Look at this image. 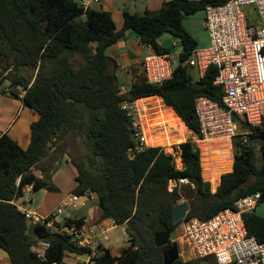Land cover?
I'll use <instances>...</instances> for the list:
<instances>
[{
	"label": "trees",
	"instance_id": "trees-1",
	"mask_svg": "<svg viewBox=\"0 0 264 264\" xmlns=\"http://www.w3.org/2000/svg\"><path fill=\"white\" fill-rule=\"evenodd\" d=\"M229 0H170L156 11L130 13L123 10V25L116 30L111 13L91 6L84 10L81 0H0V73L11 84L26 92L22 105L38 118L30 125L27 148H21L7 133L0 135V250L9 264L60 263L68 254L85 255L86 249L74 245L65 229L81 224L66 217L51 227L32 224L15 205L26 185L33 192L59 190L52 177L66 146L79 143L85 150L82 161L70 162L77 170L74 194L89 193L100 212L97 221L112 220L126 225L128 246L118 257L109 247L94 264H165L163 247L154 243V234L173 235L178 224L172 209L183 202H195L185 219H209L224 209H234L239 198L258 193L264 203V128L237 119L247 140L234 143L233 170L222 174L214 192L202 177L200 150L193 142L178 147L182 169L161 147L137 149L132 128L133 117L123 106L158 97L199 138L194 100L204 96L219 103L222 88L213 85L216 68L211 66L202 78L194 79L186 61L197 47L196 40L183 28L185 17L203 12ZM136 35L139 43L155 53L169 50L157 43L163 33L178 39L181 52L173 64L171 79L160 85L148 83L141 70L122 91L119 66L106 50L125 37ZM3 81H0V85ZM136 118V115L134 116ZM164 136V145L183 137ZM66 139L70 142L67 143ZM160 146V145H159ZM214 170V179L230 169ZM169 190V184H178ZM248 235L264 242V217L242 215ZM92 224V223H90ZM40 242L48 244L46 262H39L34 251ZM173 264H186L181 259ZM194 264H213L195 259Z\"/></svg>",
	"mask_w": 264,
	"mask_h": 264
},
{
	"label": "built area",
	"instance_id": "built-area-1",
	"mask_svg": "<svg viewBox=\"0 0 264 264\" xmlns=\"http://www.w3.org/2000/svg\"><path fill=\"white\" fill-rule=\"evenodd\" d=\"M99 2L81 0L84 10ZM249 7L254 9L256 17L247 15ZM203 28L207 33L208 44L196 47L186 65L198 78H202L209 67H215L213 85L222 88V96L220 104L204 96L195 98L194 115L199 125L197 142L222 143L235 139L241 133L237 119L260 128L264 121V0H229L223 5L207 6L203 11ZM148 50L149 53L142 59V72L146 81L160 85L171 79L172 55L155 53L150 47ZM4 75L0 73V81L4 80ZM15 89L22 98L26 89L21 85L15 86ZM123 108H127L133 117L132 128L137 149L146 148L145 136L134 117L132 105ZM170 154L173 158L174 155L180 157L178 147ZM23 192L31 194L32 185H26ZM90 195L87 192L82 195L70 193L62 198L53 213L45 217L15 205L30 223L51 227L64 211L83 205ZM259 198L258 193L239 198L234 209L221 210L209 219L184 218L180 223V244L190 249L196 259H208L213 264H264V242H258L248 235L242 219L243 214L255 210ZM80 219L81 224H72L64 231L76 247L88 251L84 255L86 258L71 263L63 260L47 264H94V259L103 253L109 241L108 231L115 226L114 222L101 220L96 224H88L86 218ZM108 221L111 225L107 224ZM47 248L48 244L44 242L34 248L39 262L47 261Z\"/></svg>",
	"mask_w": 264,
	"mask_h": 264
},
{
	"label": "rangeland",
	"instance_id": "rangeland-1",
	"mask_svg": "<svg viewBox=\"0 0 264 264\" xmlns=\"http://www.w3.org/2000/svg\"><path fill=\"white\" fill-rule=\"evenodd\" d=\"M143 0H119L118 5L121 6L123 3H126L131 13L140 12ZM94 7H96L94 5ZM100 8V7H99ZM247 15L250 17H256V12L252 7H249L247 10ZM143 13V11H141ZM138 13V14H141ZM183 28L198 42L199 39H203L207 34L205 29L203 28V12H198L194 15H190L184 18L183 20ZM157 43L168 49L169 53L172 55L171 59L173 64L178 62V54L181 52V46L178 39L174 38L169 33H163L157 40ZM191 74L194 79H198V75L191 69ZM122 86V91H125V87ZM10 93L15 94V98L17 102L21 103V98L18 96V92L16 91L15 87L8 88ZM1 108V106H0ZM134 113L136 115V121L139 127H141L144 136L146 138V147H161L166 154H170L174 149V146H177L183 142H193L195 146L200 150V163L202 168V177L205 181H208L211 186V191L214 192L216 187L219 184L220 176L225 173L231 172L232 165H233V154L235 153L234 143L236 141H243L247 140L246 136L243 135V132L239 134L238 137L232 139L231 141H224L222 143H203L197 142L198 139L194 136L185 126L184 123L175 115V113L168 107H166L162 100L157 97H151L146 99H140L135 101L132 105ZM11 110V107L7 108ZM27 113L30 115L32 114L28 110ZM20 123L24 122L23 117L19 120ZM181 123L183 125V130L178 125ZM262 127L264 128V121L262 123ZM171 133L170 137H176L177 135H184L182 140L173 141L169 145H160L159 142L164 140L163 132ZM22 142H25L24 137L21 135ZM66 142L69 143L70 141L66 139ZM158 142V143H156ZM21 147L24 148V143H21ZM160 145V146H159ZM67 152L70 153L69 155H63L61 160L58 164L59 176L56 180L57 185L63 192H71L72 187L75 185L77 170L75 166L68 161L67 163H63V159H73L76 162L82 161L83 158H79L80 154L84 155L85 150L80 147L79 143H69V146H66ZM171 155V154H170ZM231 158V167L229 170L222 172L218 178L214 179V170L218 171L220 168L229 167L230 166V159ZM174 165L177 169L182 167V163L180 157L178 155H174L173 158ZM57 172V171H56ZM181 183L186 184V181H180L178 184L171 182L169 184V190H172L175 186L180 185ZM67 193V194H68ZM33 194V193H32ZM48 194V193H47ZM70 194V193H69ZM23 199H28L29 195H23ZM66 196V195H65ZM54 197V196H50ZM51 199V198H50ZM183 202L182 200L180 203ZM46 208L49 209L51 207L50 200L49 203L44 201ZM195 202L189 203L190 209L195 206ZM69 211V210H67ZM64 213H66L64 211ZM96 209H94L93 214H96ZM254 214L260 217H264V203L257 205L254 210ZM60 215L59 217H61ZM110 224V221L107 222ZM109 242H107V246L110 250L114 253L121 251L123 247L129 245L127 242V235H126V225H118L110 228L108 231ZM181 233H180V223L178 224L177 228L175 229L173 235H171L170 240L175 241L179 254L180 259L184 263H188L190 261H194L196 259L195 254L188 249L186 246L181 245ZM113 255V253H111ZM116 256V255H113ZM86 257L84 255H67L65 257V261L74 262V260H84Z\"/></svg>",
	"mask_w": 264,
	"mask_h": 264
},
{
	"label": "crops",
	"instance_id": "crops-1",
	"mask_svg": "<svg viewBox=\"0 0 264 264\" xmlns=\"http://www.w3.org/2000/svg\"><path fill=\"white\" fill-rule=\"evenodd\" d=\"M167 1H170V0H143L141 10L140 12H137V13H141V11H144V10L156 11L161 7L163 2H167ZM118 2L119 0H100L99 4L95 5L96 7H100L102 10H105L111 13V17L115 24L116 30H120L122 28L123 10H126L128 12L131 11L129 6L126 3H123L121 6H119ZM207 44H208V37L206 34L203 39L201 38L198 40L197 47H204ZM148 53H149L148 47L141 45L136 35L130 31L125 34L124 38L120 39L118 42H116L114 45L110 46L106 50V54L116 60L119 66L120 84L124 86L126 89L133 82V80H135V77L140 72L142 59ZM5 82L6 80H3L0 86H2L3 83ZM0 106H1L0 108V135H2L3 133H7L13 140H15L18 143L20 147L22 145L21 143H24L25 145L24 148L23 147L21 148L23 149L27 148L29 144V137H30V125L37 120L38 118L37 114L29 110L28 108H25L22 105V102L19 104L15 97H12L6 93L0 94ZM8 107H11V110H8L7 109ZM26 110H28L32 114L30 115L29 113H27ZM22 117L24 119V122L20 123L19 120ZM178 125L183 130V125L181 123H179ZM163 134H166V132L165 133L163 132ZM21 135L24 137L25 142L24 141L22 142ZM183 136H185V134L177 135L176 137H183ZM158 144L164 145V140L159 142ZM68 161H70L69 158L63 159L62 162L67 163ZM58 173H59V170H57V172H55V174L52 177L54 185L59 190L58 192L48 193L45 190H40L37 192H32L33 194L32 193L28 194L29 198L27 200L23 199L24 198L23 196L22 198L16 200L14 203L16 205H21L22 208L29 210L41 217H45L53 213L55 209L58 207L62 198L65 197V195H68L69 193H73V190L68 193V192H63L61 188H59V186L56 183V180L59 176ZM76 185H77V182H75V185L72 187V189H75ZM50 196H54V197H50ZM49 200H50L51 207L47 209L46 205L43 203L44 201H47L49 203ZM94 209H96V212H97L96 214H93ZM65 212L66 213H63L61 217H58L56 219L57 222L62 221L66 217H70V218L74 217L77 219L86 218L88 224L90 223L93 224L94 222L97 221L96 219L100 215V212L97 207L96 199L94 198L93 195H90L89 200L83 205H80L74 210H69V211L66 210ZM110 253H113V255H116L115 257H118L120 255V251L114 253L110 250ZM68 263H71V262H68ZM0 264H9V259L6 253L1 250H0Z\"/></svg>",
	"mask_w": 264,
	"mask_h": 264
},
{
	"label": "water",
	"instance_id": "water-1",
	"mask_svg": "<svg viewBox=\"0 0 264 264\" xmlns=\"http://www.w3.org/2000/svg\"><path fill=\"white\" fill-rule=\"evenodd\" d=\"M11 84L10 80H6L0 91L6 89ZM233 170V165L232 169ZM190 211V205L188 202H181L175 205L172 209V221L174 224L181 222ZM171 234L168 231H161L154 234V243L157 247H163V259L165 264H173L180 259L178 246L175 241L170 240ZM186 264H194V261H190Z\"/></svg>",
	"mask_w": 264,
	"mask_h": 264
},
{
	"label": "bare ground",
	"instance_id": "bare-ground-1",
	"mask_svg": "<svg viewBox=\"0 0 264 264\" xmlns=\"http://www.w3.org/2000/svg\"><path fill=\"white\" fill-rule=\"evenodd\" d=\"M145 140H146V138H145Z\"/></svg>",
	"mask_w": 264,
	"mask_h": 264
}]
</instances>
